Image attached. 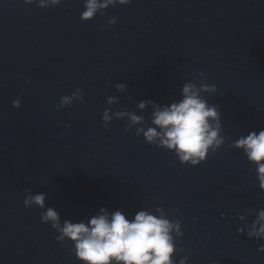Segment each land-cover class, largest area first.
<instances>
[{
  "label": "water",
  "instance_id": "1",
  "mask_svg": "<svg viewBox=\"0 0 264 264\" xmlns=\"http://www.w3.org/2000/svg\"><path fill=\"white\" fill-rule=\"evenodd\" d=\"M38 3L0 0V264H80L40 222L42 210L24 207V188L45 193L61 222H86L100 207L178 222L174 264H264L262 242L246 236L264 190L255 165L232 147L264 128V0H131L87 22L84 0ZM112 17L116 24L101 30ZM202 80L217 89L202 95L220 112L223 144L190 166L135 135L151 126L153 110L138 103L170 105L185 83ZM75 88L84 102L56 111ZM105 109L144 123L125 132V117L106 129Z\"/></svg>",
  "mask_w": 264,
  "mask_h": 264
},
{
  "label": "clouds",
  "instance_id": "2",
  "mask_svg": "<svg viewBox=\"0 0 264 264\" xmlns=\"http://www.w3.org/2000/svg\"><path fill=\"white\" fill-rule=\"evenodd\" d=\"M36 0H23L24 4H33ZM61 0H39V8H47L49 4L57 5ZM119 3L122 6L131 0H84L80 20L87 22L97 13L98 9H107L110 5ZM117 22L112 17L107 26H100L101 30L110 29ZM198 74L205 77L203 70ZM26 84L31 83L25 80ZM127 85L116 83L117 91L126 90ZM215 85L206 84L205 80L185 83L181 88L178 102L170 105H153L151 100L141 101L138 108L143 110L146 105H152L150 125L141 126L135 130V135L142 134L143 141L149 145L173 152L181 164L197 166L206 160L207 155L215 153L223 144L220 137L221 118L216 105L209 104L202 93L215 94ZM19 96H23L21 91ZM12 101L13 108L20 107V98ZM85 91L75 88L71 94L63 95L55 105V110L71 108L74 100L84 102ZM117 102L115 97H107L108 105ZM127 118L130 122L124 131L131 130L132 125H143L144 117L124 110H117L109 114V110L102 112L101 123L108 128L114 119ZM69 127L68 124L64 125ZM61 136L63 133L60 134ZM232 147L242 150L246 160L255 165L256 178L260 190H264V128L251 130L246 135L238 137L232 142ZM23 205L27 208H39L40 222L50 225L57 235L55 240L68 248L70 255H74L80 264H174L172 254L175 251L171 233L179 231V223L170 221L163 215H154L146 210L136 211L129 219L121 210L109 212L100 207L97 214L92 215L86 222H71L64 219L53 207L45 208L46 194L41 192L32 194L30 188H24ZM159 211V209L157 210ZM258 226V227H257ZM239 234L244 230L238 229ZM250 239H257L262 243L257 248L264 252V209H259L251 223V229L246 232ZM187 257H182L179 264H186Z\"/></svg>",
  "mask_w": 264,
  "mask_h": 264
}]
</instances>
